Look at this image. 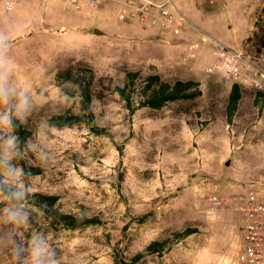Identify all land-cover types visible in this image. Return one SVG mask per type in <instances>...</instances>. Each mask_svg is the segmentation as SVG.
<instances>
[{
  "label": "rangeland",
  "instance_id": "1",
  "mask_svg": "<svg viewBox=\"0 0 264 264\" xmlns=\"http://www.w3.org/2000/svg\"><path fill=\"white\" fill-rule=\"evenodd\" d=\"M173 2L220 41L264 56V49L256 52V41L249 40L264 0ZM84 17L61 0H18L13 11L0 9V34H9L11 41L22 35L9 50L11 83L28 86L34 100L31 115L21 122L30 134L13 161L18 168L23 162L38 171L25 180L29 195L55 196L60 211L78 216L80 209L100 224L54 229L33 205L30 227L0 220V237L14 231L26 243L33 230L44 231L61 264H237L240 216L232 203L264 185V100L256 103V92L240 87V102L228 120L234 84L218 70L206 72L213 64L207 48L183 62L185 41H178L174 52L171 34L120 21L116 0ZM93 26L105 34L94 35ZM190 64L194 69L187 75L184 68ZM69 67L94 73L91 110L99 133L85 123L48 125L52 116L83 112L75 86L56 80ZM125 69L155 71L169 83L195 79L202 94L130 113L114 92ZM8 134L0 129V136ZM34 145L47 153L46 164ZM5 206L0 201V208ZM186 229L193 233L162 256L134 260L151 242ZM0 264H12L2 239Z\"/></svg>",
  "mask_w": 264,
  "mask_h": 264
},
{
  "label": "built area",
  "instance_id": "2",
  "mask_svg": "<svg viewBox=\"0 0 264 264\" xmlns=\"http://www.w3.org/2000/svg\"><path fill=\"white\" fill-rule=\"evenodd\" d=\"M18 0H0L4 12L14 10ZM108 0H65L75 11L95 10ZM118 18L145 31L160 30L175 37L191 31L197 38L187 46L188 57L201 48L211 51L213 64L206 68L211 74L218 70L223 77L238 87H246L264 95V56H252L243 48L234 49L224 45L181 12L173 0H116ZM232 208L240 216L239 234L241 244L236 257L237 264H264V185L233 199Z\"/></svg>",
  "mask_w": 264,
  "mask_h": 264
},
{
  "label": "trees",
  "instance_id": "3",
  "mask_svg": "<svg viewBox=\"0 0 264 264\" xmlns=\"http://www.w3.org/2000/svg\"><path fill=\"white\" fill-rule=\"evenodd\" d=\"M254 29L255 31L252 33L249 40L256 41L258 45L256 52L260 53L261 50L264 49V6L261 9L260 19L254 25ZM123 74V83L120 86H115L114 92L124 102L125 108L130 113H134L140 108L159 110L169 103L179 100H193L202 94L200 83L195 79L178 78L172 83H169L163 81L161 75L155 71L143 74L140 70L133 71L125 69ZM94 79L93 71L84 67L81 69L69 67L65 71L57 73L56 80L58 84L67 82L75 86L82 104L83 112L52 116L48 119V125L50 127L63 128L85 123L90 126L93 132H101L94 126V116L91 110V95ZM254 95V101L256 103L264 100L263 94L255 93ZM240 99V87L233 85L228 96L226 108L228 120H231L234 115ZM16 125L14 134L19 137L20 143H24L30 133L22 126L20 121H16ZM20 166L28 175H34L38 172L37 169L23 162H21ZM29 200L30 204L42 209L43 218L54 229L77 230L100 224L98 218L80 217L60 211L56 208L57 198L55 196L35 193L29 195ZM192 233L193 231L191 229H186L181 232H175L171 236L165 237L163 240L153 241L144 249V252L137 254L134 260L141 259L146 255L162 256L167 253L174 244L185 239Z\"/></svg>",
  "mask_w": 264,
  "mask_h": 264
},
{
  "label": "clouds",
  "instance_id": "4",
  "mask_svg": "<svg viewBox=\"0 0 264 264\" xmlns=\"http://www.w3.org/2000/svg\"><path fill=\"white\" fill-rule=\"evenodd\" d=\"M11 44L9 34H0V129L9 131L8 135L0 136V172L6 177L0 180V201L7 205L0 208V220L15 228H27L31 226L34 206L28 204L31 191L25 183L28 174L13 162L20 153L19 137L13 130L16 121L25 122L31 115L34 100L28 86L17 88L11 83ZM65 99L70 97L65 94ZM33 151L42 163H47V153L42 148L34 145ZM35 211L43 216L42 209ZM76 212L80 217L85 215L80 209ZM0 239L7 247L12 264H61L57 248L44 231L33 230L26 243L18 240L14 231Z\"/></svg>",
  "mask_w": 264,
  "mask_h": 264
},
{
  "label": "crops",
  "instance_id": "5",
  "mask_svg": "<svg viewBox=\"0 0 264 264\" xmlns=\"http://www.w3.org/2000/svg\"><path fill=\"white\" fill-rule=\"evenodd\" d=\"M62 2H65V0H61ZM65 4H66V7L68 6L67 5V3L65 2ZM176 5V4H175ZM176 7L181 11V12H183L188 18H189V20L191 21V22H193L195 25H197V27H199L201 30H203V31H205L206 33H208L209 35H211L212 37H214L212 34H210L199 22H197L196 20H194L192 17H190L189 15H187L186 13H185V11H183L178 5H176ZM68 8H70L69 6H68ZM70 9H72V8H70ZM102 10H100V15H99V18H102V20H105V18H104V11H105V9H106V5L105 6H103V8H101ZM73 11H75L74 9H72ZM94 11L95 10H92V11H89V15H88V12H87V9L85 8L84 10H81V11H75L76 13H80V14H82V15H84L85 17V19H87V18H91L93 15H94ZM101 11H102V13H101ZM98 16V15H97ZM41 18V17H40ZM78 20H81V17L79 16L78 18H77V20H76V22L78 23L79 21ZM39 21H41L40 19H39ZM107 27H109V29H111L110 28V26H109V23H108V25H107ZM97 28H99L100 30H102L101 32L103 33V34H105V30H104V28H102V27H96V26H93L92 27V31H94V29H97ZM98 30V29H97ZM99 31V30H98ZM148 32H151V31H148ZM156 34V33H155ZM21 34H18L16 37H15V39L12 41V42H14V41H16L17 39H20L21 38ZM158 36V35H157ZM173 36V35H172ZM173 37H175V36H173ZM195 38H197V36H196V34H194L193 32H191V31H186V33H184L183 35H181V36H179V37H175L174 39H171V41L174 43V45L172 46V48H173V51L174 52H178L179 51V45L177 44V42L178 41H185L186 42V44H185V47H184V49H183V54L181 55L182 56V58L183 57H186V55H187V51H186V45H188L192 40H194ZM215 39H217L216 37H214ZM218 41H220L219 39H217ZM221 43H223L224 45H227L226 43H224V42H222V41H220ZM241 45V44H240ZM240 45H238L237 46V48H234V49H239L240 48ZM227 46H229V45H227ZM229 47H231V46H229ZM233 48V47H232ZM208 51H210L209 49H208ZM210 53H211V51H210ZM196 55V54H195ZM189 60V57L187 58V60L186 61H188ZM194 69V67H193V65L192 64H190V65H188L187 67H185L184 68V70H185V73L187 74V75H190V72H193L192 70Z\"/></svg>",
  "mask_w": 264,
  "mask_h": 264
},
{
  "label": "water",
  "instance_id": "6",
  "mask_svg": "<svg viewBox=\"0 0 264 264\" xmlns=\"http://www.w3.org/2000/svg\"><path fill=\"white\" fill-rule=\"evenodd\" d=\"M93 34H94V35H102L103 33H102L101 31H98L97 29H94ZM228 164H229V163L226 162V165H228Z\"/></svg>",
  "mask_w": 264,
  "mask_h": 264
}]
</instances>
